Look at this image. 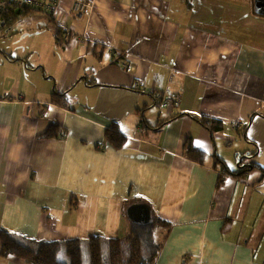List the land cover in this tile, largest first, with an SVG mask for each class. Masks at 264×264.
<instances>
[{
    "label": "crops",
    "instance_id": "0c3cea01",
    "mask_svg": "<svg viewBox=\"0 0 264 264\" xmlns=\"http://www.w3.org/2000/svg\"><path fill=\"white\" fill-rule=\"evenodd\" d=\"M74 1L60 0L57 18L41 12L50 60L0 46V229L124 238L137 222L128 208L144 203L149 223L154 211L169 224L155 227V264H264V171L219 182L221 160L240 171L253 142L264 169V15L250 0H93L75 16ZM53 89L69 90V106L51 102ZM167 95L179 102L163 106ZM201 115L223 124L211 132ZM52 125L57 136L38 137ZM188 137L205 163L185 156ZM0 264L37 263L3 257L0 243Z\"/></svg>",
    "mask_w": 264,
    "mask_h": 264
},
{
    "label": "trees",
    "instance_id": "16d2710c",
    "mask_svg": "<svg viewBox=\"0 0 264 264\" xmlns=\"http://www.w3.org/2000/svg\"><path fill=\"white\" fill-rule=\"evenodd\" d=\"M24 14V13H23ZM22 14V15H23ZM17 16L15 18H22ZM61 31L57 33L60 37ZM113 56H116L115 54ZM118 55V59H119ZM95 82V81H91ZM130 88V87H125ZM69 90L58 91L53 89L51 92V102L69 106L70 103ZM139 113L145 111L144 109H137ZM142 120L144 115L141 116ZM198 120L211 132L218 130L222 126V121L211 119L206 116H199ZM166 123L163 122L160 125H153V128H160ZM117 130L113 133H107V137L111 143L119 147L121 140L125 143L127 136L119 129V125L115 123ZM248 125L244 127L247 130ZM58 127L52 125L44 133L38 135L39 138H49L57 136ZM256 145L255 151L251 153H244L241 156L242 160L248 159L249 163H240V171H229L225 161L221 160V166L225 170L226 176H222L219 182L224 181L226 177L243 175L245 172L253 168H261L260 165L252 163L250 160L257 155L258 145ZM184 154L186 157L205 163L207 160V153L202 150L194 148L192 137H188L184 146ZM224 175V174H223ZM221 177V176H220ZM153 221L151 223L142 224L137 222L131 223V231L124 238H106L103 236H91L87 240L84 239H69L61 241H42L34 238L18 236L14 233H10L3 229H0V243H1V255L3 257H9L11 255L26 258L34 261L37 264H85L84 263V248H89L90 264H155L157 256L162 248V245L155 240L154 231L158 224L161 226H169L164 219L160 218L154 211Z\"/></svg>",
    "mask_w": 264,
    "mask_h": 264
},
{
    "label": "rangeland",
    "instance_id": "374dc122",
    "mask_svg": "<svg viewBox=\"0 0 264 264\" xmlns=\"http://www.w3.org/2000/svg\"><path fill=\"white\" fill-rule=\"evenodd\" d=\"M253 3V0H250ZM45 22H50L49 19L44 18L43 14L39 11L31 12L22 16V18L15 19L9 25L10 28L0 34L2 42L0 46L6 50L20 49L27 51V55L32 52L33 46L40 49L39 54L33 52L32 57L40 56L42 60L48 61L55 53L56 43L54 38V26H45ZM119 56L121 65H126V53L114 52ZM72 101L70 100V103ZM74 104V103H73ZM86 109V107H83ZM156 237L158 238L157 231ZM84 263L90 264L89 248L85 247L83 251Z\"/></svg>",
    "mask_w": 264,
    "mask_h": 264
},
{
    "label": "built area",
    "instance_id": "2783aa9c",
    "mask_svg": "<svg viewBox=\"0 0 264 264\" xmlns=\"http://www.w3.org/2000/svg\"><path fill=\"white\" fill-rule=\"evenodd\" d=\"M59 3L60 0H0V34L5 31L12 18L25 13L28 9L40 11L48 17H59ZM93 4V0H75L71 12L75 16L89 14L93 9ZM64 29L67 28L64 27ZM71 30L72 28L66 32L67 37ZM179 99L177 95H167L163 97L161 104L167 107L177 104Z\"/></svg>",
    "mask_w": 264,
    "mask_h": 264
},
{
    "label": "water",
    "instance_id": "95a60500",
    "mask_svg": "<svg viewBox=\"0 0 264 264\" xmlns=\"http://www.w3.org/2000/svg\"><path fill=\"white\" fill-rule=\"evenodd\" d=\"M254 11L257 14L264 15V0H253ZM129 217L133 221L140 223H149L151 218V209L144 203L134 204L128 208Z\"/></svg>",
    "mask_w": 264,
    "mask_h": 264
}]
</instances>
